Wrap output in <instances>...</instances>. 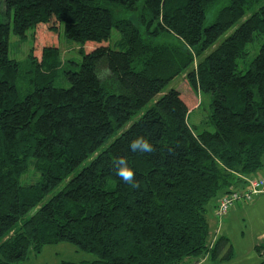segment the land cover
<instances>
[{
    "label": "trees",
    "instance_id": "obj_1",
    "mask_svg": "<svg viewBox=\"0 0 264 264\" xmlns=\"http://www.w3.org/2000/svg\"><path fill=\"white\" fill-rule=\"evenodd\" d=\"M261 1L0 0V264L58 242L97 257L60 264H181L230 251L225 237L210 243V216L240 183L247 189L242 176L264 173ZM40 27L39 55L28 53L34 87L20 92L9 35ZM60 31L98 43L80 50L78 70L62 72L67 87L49 81L60 69ZM255 33L258 52L239 70ZM182 74L186 101L176 88L154 99ZM199 91L211 97L212 131L187 121ZM137 137L153 151L132 152ZM119 159L138 187L116 175Z\"/></svg>",
    "mask_w": 264,
    "mask_h": 264
},
{
    "label": "rangeland",
    "instance_id": "obj_2",
    "mask_svg": "<svg viewBox=\"0 0 264 264\" xmlns=\"http://www.w3.org/2000/svg\"><path fill=\"white\" fill-rule=\"evenodd\" d=\"M260 5H264L262 0ZM218 3L215 7L221 6ZM258 7V6H257ZM4 11V7L1 8ZM212 11L209 14V21L213 18ZM250 14V11L246 13L245 17ZM244 17V18H245ZM2 20H7L6 16H3ZM10 20V19H9ZM236 23L234 26H236ZM44 27H40L37 31L33 32L27 30L25 37L21 38L10 32L8 55L10 58L15 59L20 68L19 76L16 80V86L20 92H26L34 87V79L36 72L33 65L28 59V53L33 50L35 55H39L42 30ZM234 29L231 28L226 34L220 37L222 40L229 32ZM119 34L116 30L112 31V42L117 40ZM56 40V39H55ZM262 42L261 35L254 34L253 40L246 45L247 55L243 59H238L237 66L239 70H244L250 64V61L254 55L258 52L259 46ZM96 42H87L81 44L79 42L67 39L62 31L58 37L57 47L59 48V59L61 61L58 75H54L49 78L50 83L55 86L67 87L69 82L64 77L63 73L66 70H78L81 62L80 50L88 52L97 46ZM114 48V45H111ZM195 66V63H194ZM184 81V74L177 75L164 87L161 93H158L154 99L160 97L165 91L170 88L178 89L185 101L187 100L186 93L188 92ZM189 88V87H188ZM190 89V88H189ZM190 93V92H189ZM193 104H191L190 112L187 116L188 123L196 130H214L213 125L209 121L210 114V101L211 97L208 93L197 92L194 93ZM145 106L135 115L131 121L136 119L146 108ZM113 137L107 140L110 142ZM255 176H258L255 175ZM243 181L247 182L250 179L249 176H242ZM264 177V173L261 175ZM33 180V174L27 173L22 177L24 183H29ZM60 187L56 188L57 191ZM263 189L260 190L262 192ZM256 193L252 200H238L232 206L233 208L222 214L221 216L211 215V237L210 243L218 237H225L230 249L228 252L226 249L220 253V255L226 253L229 257H220L219 251L216 256L212 255V249H209L204 256L197 258H186L181 264H258L264 259L263 251L259 252L257 245L262 242L260 235L264 231V193ZM96 255L92 252L84 251L77 248L70 242H58L45 245L39 253H30L25 260L19 261L15 264H60L61 261H90L96 259Z\"/></svg>",
    "mask_w": 264,
    "mask_h": 264
},
{
    "label": "built area",
    "instance_id": "obj_3",
    "mask_svg": "<svg viewBox=\"0 0 264 264\" xmlns=\"http://www.w3.org/2000/svg\"><path fill=\"white\" fill-rule=\"evenodd\" d=\"M248 187L247 189L242 190H232L229 194L223 196L219 199L217 206L215 208V214L217 216H221L226 213L234 203L238 200H252L253 196L260 192L264 187V177L261 176H252L247 181Z\"/></svg>",
    "mask_w": 264,
    "mask_h": 264
},
{
    "label": "clouds",
    "instance_id": "obj_4",
    "mask_svg": "<svg viewBox=\"0 0 264 264\" xmlns=\"http://www.w3.org/2000/svg\"><path fill=\"white\" fill-rule=\"evenodd\" d=\"M129 148L132 152L141 151L144 153H150L153 151V146L148 140L143 137H137L130 141ZM116 175L125 183L132 187H138L134 179V172L128 166L125 160L119 159L116 161Z\"/></svg>",
    "mask_w": 264,
    "mask_h": 264
},
{
    "label": "crops",
    "instance_id": "obj_5",
    "mask_svg": "<svg viewBox=\"0 0 264 264\" xmlns=\"http://www.w3.org/2000/svg\"><path fill=\"white\" fill-rule=\"evenodd\" d=\"M244 184H245V183H240V184L238 185V186L240 187V189H243L242 187L244 186ZM260 193H264V190H263L262 192H260ZM234 206H235V205H234ZM234 206H233V207H234ZM233 207H232V208H233ZM232 208H230V209H232ZM213 209H214V208H211V215L214 216V214H213ZM230 209H229V210H230ZM229 210H228V211H229ZM210 217H211V216H210ZM210 221H211V218H210ZM210 223H211V222H210ZM259 237H260L261 241L264 242V231L262 232V234H261Z\"/></svg>",
    "mask_w": 264,
    "mask_h": 264
}]
</instances>
